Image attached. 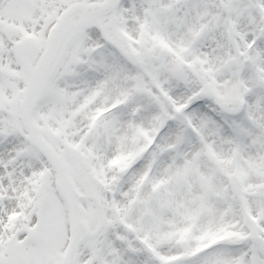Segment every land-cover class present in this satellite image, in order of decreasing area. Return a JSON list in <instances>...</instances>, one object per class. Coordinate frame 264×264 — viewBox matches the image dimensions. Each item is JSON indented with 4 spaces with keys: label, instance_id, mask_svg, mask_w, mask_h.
<instances>
[{
    "label": "snow or ice",
    "instance_id": "obj_1",
    "mask_svg": "<svg viewBox=\"0 0 264 264\" xmlns=\"http://www.w3.org/2000/svg\"><path fill=\"white\" fill-rule=\"evenodd\" d=\"M0 264H264V0H0Z\"/></svg>",
    "mask_w": 264,
    "mask_h": 264
}]
</instances>
